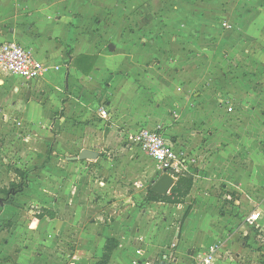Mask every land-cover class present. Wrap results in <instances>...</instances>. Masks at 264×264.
Returning a JSON list of instances; mask_svg holds the SVG:
<instances>
[{"label": "crops", "instance_id": "1", "mask_svg": "<svg viewBox=\"0 0 264 264\" xmlns=\"http://www.w3.org/2000/svg\"><path fill=\"white\" fill-rule=\"evenodd\" d=\"M254 3L253 13L249 19L241 20L239 27L244 36L262 40L264 0ZM24 6L27 9H17L10 32L0 33V41L18 42L31 51L46 66V74L34 81L0 75L11 76L13 81L19 79L15 84L4 83V89L13 96L21 92L31 98L23 106L25 118H34L33 122L45 119L49 123L50 118L63 112L64 118H56L54 124L64 122L65 128L69 121V128L61 137L64 141L54 148L58 153L66 150L63 161L69 165L65 166L66 173L51 172L55 176L46 180L47 191L42 192L29 182L22 193L9 197H55L42 207L53 211L55 218L41 220L44 229H38L31 245L20 243L17 229L7 244L4 264L97 262L93 257L99 258L101 264L109 239L116 240L119 246L108 264H131L133 256L127 243L136 220L134 193L130 192L137 181L155 182L161 175L141 162L145 153L133 146L128 137L141 128L157 127H161L174 150L186 152L194 159L187 172L193 175L194 183L184 202L153 205L162 213L171 211V220L160 225L154 240L165 251L162 264L167 262L165 257H175L174 264H195L197 255L210 249H214V264H264V81L230 76H223L220 82L216 77L204 81L205 71L196 65L181 66L174 69V76H167L169 67L165 61L170 51L161 39L148 46L137 43L138 33H124L120 44L110 43L114 51L98 50L87 47L85 23L66 9L37 5L33 0H27ZM176 18L188 27L196 23L194 18ZM241 38L238 35L239 43ZM233 47L226 48L227 54L236 53L237 48ZM83 56L95 57L89 74L84 73L87 65L78 61ZM19 82L21 85L15 87ZM201 83L209 85L195 91ZM76 91L83 93L75 98ZM94 91L104 97L95 100ZM138 104L141 112L130 113L132 107L138 110ZM76 105L88 113L79 111L74 117ZM104 111L106 115H102ZM84 150L95 152L97 158L72 160ZM46 176L51 178V174ZM9 198L3 199L8 203ZM108 214L113 218L110 223L104 220ZM250 216L256 221L249 223ZM173 217H177V222L172 221ZM175 237L190 244L180 250L181 243ZM38 238L43 239L42 244L36 241ZM61 245L64 256L56 251ZM198 248L204 250H193ZM137 254L135 264H159L151 262L152 255L145 250H137Z\"/></svg>", "mask_w": 264, "mask_h": 264}, {"label": "rangeland", "instance_id": "2", "mask_svg": "<svg viewBox=\"0 0 264 264\" xmlns=\"http://www.w3.org/2000/svg\"><path fill=\"white\" fill-rule=\"evenodd\" d=\"M26 1L0 0V33L8 34L10 32L14 25L12 20L18 14L17 9L22 7L27 9L26 7L28 6H24ZM254 1L33 0L37 5L48 4V6L56 9H66L74 17L80 18L86 25L87 47L105 50L109 48V44L113 43V41H118L120 44V37L124 36V33H138L140 37L137 43L148 46L154 40L159 41L161 39V42L163 41L164 44H167L170 51L167 60H164L168 64L166 67H169V70L165 71L167 76H174L176 74L174 69H179L181 66L185 68L190 66L192 68V66L196 65L205 71L203 77L206 76L207 78L205 77L204 81L216 77L217 82H220L223 76H230L233 79L258 77L264 81V35H262V40L258 36H244L241 34L239 27L241 20L244 18L249 19V16L253 13L252 11L255 8ZM176 16L187 19L194 18L196 23L191 24L189 27L185 26L179 19L175 21L177 19ZM1 21H4L3 24ZM89 34H94L95 36H90ZM238 35L242 37L241 43L237 39ZM0 40L2 39L0 38ZM229 45L237 48L236 53L227 54L226 48ZM225 53L226 57L224 58ZM170 54L173 55L172 60L169 59ZM215 73L216 75H214ZM11 78V76L0 75V97L6 98L4 102L1 100L3 98H0V207L1 199L5 198L1 192L10 190L12 184L20 183L21 181L15 173L16 169L27 171L29 173V182L44 192L48 188L46 180L54 179L53 176H55L54 173L56 171L66 173L65 166L69 165L63 161L66 150L64 149L58 153L54 146L59 141L60 143L64 141L61 137L65 136L64 134L69 128L68 123L70 122H66L65 128L64 122L58 125L54 124L56 118L59 120L64 118L65 115L61 111L59 112L60 114H56L55 119L50 118L49 123L45 119L43 120L44 122L41 121L42 119H36V122H33L34 118H25L26 107L24 108L23 106L31 98L21 92L13 96L10 90L4 89V83L15 84L19 80L17 78L15 79L16 81H13L14 79L12 80ZM20 85L21 83L19 82L15 87ZM208 85L201 83L195 91H200L208 87ZM101 87L104 88V85ZM82 93L76 91L74 97L77 98ZM92 96L95 100L104 97L97 91L92 92ZM138 106V110L132 107L130 113L141 112V104H138ZM88 107L87 105L85 108ZM74 108L77 111L73 112L74 117L79 115V111L88 113L86 109L81 110L77 105ZM70 119L74 120L73 118ZM262 122L264 125V113ZM262 143L264 158V138ZM141 162L154 168L157 174L160 175L157 164L149 156L143 155ZM60 163H63V165ZM49 174H51V178L46 176ZM42 175L45 176V180ZM153 184L154 180L147 183L137 181L130 192L131 194L134 193L132 203L133 208H135L134 216L136 220L131 238L127 243L133 256L131 264H135L137 261V250H145L151 253V262L159 264H162V255H165V251H162V245L154 244V240L158 237L160 225L163 224L164 226L163 222L165 220H171L168 216L171 211L162 213V210L153 208L154 204L160 203L151 202L147 198L148 190ZM49 197L43 200L15 197L9 198L8 203H6V200L3 202V208L0 210V264H4L6 261L4 253L8 248L7 244L13 239L14 232L17 229L20 231L19 236L21 239L19 241L25 245H31V241L34 242L38 235L36 234L38 229H44V225L38 217L43 211L42 207L55 199V197ZM112 200L117 201L116 198H112ZM168 209L173 210V207ZM176 218L173 217L172 221L177 222ZM112 219L110 214L104 217L107 223H110ZM12 230L13 232H11ZM54 235L59 237V235ZM52 238L55 240L54 236H48L49 240ZM174 239L177 243H181L179 245L180 250H184L190 244L189 241L186 244V241L179 240L178 237ZM38 240L42 244L43 239L38 238L36 241ZM128 247L124 248L128 249ZM50 248L55 249L52 246ZM57 249L56 251L59 253L61 251L64 252L62 245L59 248L57 247ZM199 249L201 250L202 248L193 250ZM60 255L64 256L62 253ZM174 258L172 257L165 264H174ZM93 259L97 262L89 261V263L100 264L99 258L93 257ZM78 263L76 261V264Z\"/></svg>", "mask_w": 264, "mask_h": 264}, {"label": "built area", "instance_id": "3", "mask_svg": "<svg viewBox=\"0 0 264 264\" xmlns=\"http://www.w3.org/2000/svg\"><path fill=\"white\" fill-rule=\"evenodd\" d=\"M47 68L40 64L34 54L18 42L0 41V73L11 74L26 81H34L43 78ZM232 108L229 109V112ZM106 115V112H102ZM128 141L141 149L156 164L160 175L167 173L175 181L184 173H187L194 160L183 151H176L166 140L161 127L154 130L141 128L136 134L128 137ZM249 223L255 222L256 218L250 216ZM174 247V246H173ZM214 249L204 254L197 255L195 264H214ZM170 257V256H168ZM170 259V258H169ZM166 257L164 260L168 261Z\"/></svg>", "mask_w": 264, "mask_h": 264}, {"label": "trees", "instance_id": "4", "mask_svg": "<svg viewBox=\"0 0 264 264\" xmlns=\"http://www.w3.org/2000/svg\"><path fill=\"white\" fill-rule=\"evenodd\" d=\"M78 61H80V63L87 65V68L84 69V73L89 74L93 68L95 57L83 56V57H80ZM15 173L17 177L21 179V181L20 183L12 184V188L10 190H3L1 192L2 195H4L6 198L22 193L28 187L29 173L21 169H16ZM193 183H194L193 175H191L190 173H184L178 177L177 181L175 182L172 189L170 190V194L166 196L158 195L157 193L153 192L152 188L150 187L148 190L147 198L151 202H160V203H166V204H171V205L172 204L179 205V204H182L184 200L189 196L192 190V187H193ZM4 201L5 199L1 201L0 210H2L3 208ZM46 217H48L49 219H54L55 213L53 211L43 209L42 213L39 214L38 218L42 220ZM118 246H119V243L116 240L109 239L107 241L106 246L104 248V256H103V260L101 264H108L110 262L111 256L114 250L118 248Z\"/></svg>", "mask_w": 264, "mask_h": 264}, {"label": "water", "instance_id": "5", "mask_svg": "<svg viewBox=\"0 0 264 264\" xmlns=\"http://www.w3.org/2000/svg\"><path fill=\"white\" fill-rule=\"evenodd\" d=\"M110 51H114L115 47L113 44H110L109 46ZM97 154L93 151L89 150H84L80 153L78 157L73 158V161H85V160H91V159H96ZM175 184V179L167 174L164 173L162 174L151 186L152 191L157 193L158 195L161 196H166L172 189L173 185Z\"/></svg>", "mask_w": 264, "mask_h": 264}]
</instances>
